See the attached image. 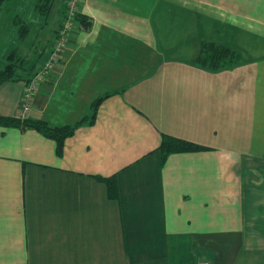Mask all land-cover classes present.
<instances>
[{
    "label": "crops",
    "instance_id": "crops-1",
    "mask_svg": "<svg viewBox=\"0 0 264 264\" xmlns=\"http://www.w3.org/2000/svg\"><path fill=\"white\" fill-rule=\"evenodd\" d=\"M63 10L0 0V68L15 48L17 74L40 70ZM79 12L24 115V80L0 83V116L50 127L99 98L61 152L0 125V264H264V0H82ZM202 41L239 61L196 64ZM163 135L200 149L163 157Z\"/></svg>",
    "mask_w": 264,
    "mask_h": 264
},
{
    "label": "trees",
    "instance_id": "trees-1",
    "mask_svg": "<svg viewBox=\"0 0 264 264\" xmlns=\"http://www.w3.org/2000/svg\"><path fill=\"white\" fill-rule=\"evenodd\" d=\"M65 2L66 0H64L63 16L65 12ZM50 4H51V0H34V9L38 14H40V16L46 15L48 13ZM79 13L80 12L78 11L75 14L74 23L75 21H78V19H80ZM14 22L17 25V36L21 40V42H23V40L25 39L24 38L25 33L29 31V25L25 24L23 21H14ZM61 25H62V21L58 29L55 31L53 44L51 46L50 52L53 49L56 37H58L59 34L58 32ZM18 51L19 50L15 48L9 51L7 55L8 62L2 68H0V83L10 79H23L24 82H26L33 76L35 72H37V71H33L28 76H21L16 73L18 70L17 68L22 66L20 62L17 63V60H22V56L19 54ZM238 61H239V54L237 52H235L234 50L230 49L225 45L209 42V41L201 42L199 50L197 52V56L195 57L196 64L204 68H207L211 71H217L223 68L230 67L236 64ZM98 100L99 98L93 101L91 105V109H92L91 113L87 117L83 118L80 122L74 125H67L63 127H50L44 121L32 120L29 118L21 119L18 117H11V116H0V125L34 128L39 132H41L42 134H44L45 136L55 139L57 142L56 149L58 152H61L63 139L66 136L70 135L74 131L77 125H79L85 119L86 120L90 119V121H93ZM158 147L162 152L163 157L167 156L169 153L172 152H184V151H193L196 149H200V146L196 143L184 139H180L177 137H173L170 135H163ZM106 183L108 185L109 194L112 197H115L117 195V187L114 177H108L106 179Z\"/></svg>",
    "mask_w": 264,
    "mask_h": 264
},
{
    "label": "built area",
    "instance_id": "built-area-1",
    "mask_svg": "<svg viewBox=\"0 0 264 264\" xmlns=\"http://www.w3.org/2000/svg\"><path fill=\"white\" fill-rule=\"evenodd\" d=\"M81 1L82 0H66L62 25L59 28V34L58 37H56L53 49L51 50L43 67L35 72L28 81L24 82L21 93L20 116L25 114L30 109L34 92L38 89L40 83L43 79H45L46 75L51 70L53 63L58 60L62 51L65 49L69 33L73 28L74 16L78 12Z\"/></svg>",
    "mask_w": 264,
    "mask_h": 264
},
{
    "label": "rangeland",
    "instance_id": "rangeland-1",
    "mask_svg": "<svg viewBox=\"0 0 264 264\" xmlns=\"http://www.w3.org/2000/svg\"><path fill=\"white\" fill-rule=\"evenodd\" d=\"M29 30H30V29H29ZM28 32H29V31H28ZM23 42H24V43L22 44V48H23V47L25 48V47L28 45L26 48H27V49H30V48L32 49V47H30V45H29V44H33L32 41H31L30 39H26V38H25ZM30 42H31V43H30ZM196 56H197V54H196ZM43 80H44V79H43ZM31 104H32V103H31ZM20 108H21V107H20ZM23 115H24V114H23ZM21 116H22V115H21Z\"/></svg>",
    "mask_w": 264,
    "mask_h": 264
},
{
    "label": "bare ground",
    "instance_id": "bare-ground-1",
    "mask_svg": "<svg viewBox=\"0 0 264 264\" xmlns=\"http://www.w3.org/2000/svg\"><path fill=\"white\" fill-rule=\"evenodd\" d=\"M78 11H79V8H78Z\"/></svg>",
    "mask_w": 264,
    "mask_h": 264
}]
</instances>
